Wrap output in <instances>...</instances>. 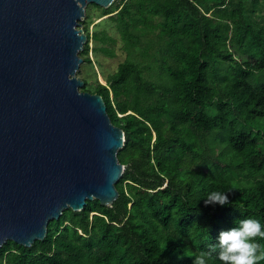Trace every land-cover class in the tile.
I'll use <instances>...</instances> for the list:
<instances>
[{
    "label": "trees",
    "instance_id": "16d2710c",
    "mask_svg": "<svg viewBox=\"0 0 264 264\" xmlns=\"http://www.w3.org/2000/svg\"><path fill=\"white\" fill-rule=\"evenodd\" d=\"M93 6L127 53L94 91L125 133L119 197L66 210L31 247L7 242L0 264H193L236 219L264 222V0ZM81 28L86 63L91 42L116 57L107 29ZM213 190L229 205H205ZM210 264L224 262L214 252Z\"/></svg>",
    "mask_w": 264,
    "mask_h": 264
},
{
    "label": "water",
    "instance_id": "95a60500",
    "mask_svg": "<svg viewBox=\"0 0 264 264\" xmlns=\"http://www.w3.org/2000/svg\"><path fill=\"white\" fill-rule=\"evenodd\" d=\"M114 1L0 0V249L31 247L66 210L119 197L125 133L77 77L85 8Z\"/></svg>",
    "mask_w": 264,
    "mask_h": 264
},
{
    "label": "clouds",
    "instance_id": "9594fccd",
    "mask_svg": "<svg viewBox=\"0 0 264 264\" xmlns=\"http://www.w3.org/2000/svg\"><path fill=\"white\" fill-rule=\"evenodd\" d=\"M229 202L228 192L220 190L211 191L204 200L205 205L225 206ZM257 237L264 238V222L252 216L236 219L234 226L219 232L218 243L212 244L210 251L202 250L195 256L193 264H210L214 252L224 264H259L264 260V247Z\"/></svg>",
    "mask_w": 264,
    "mask_h": 264
},
{
    "label": "rangeland",
    "instance_id": "374dc122",
    "mask_svg": "<svg viewBox=\"0 0 264 264\" xmlns=\"http://www.w3.org/2000/svg\"><path fill=\"white\" fill-rule=\"evenodd\" d=\"M119 1L120 0H115L108 7L101 8H115ZM93 5L94 4H88L86 6L85 17L82 20L85 21L86 25H88L90 33H93L96 30L107 29L116 39H118V44L116 47V57L111 58L105 56L99 51H92V49L99 47V45H96L94 42L90 43L91 51L89 56L92 60V64L86 63L85 58L82 57L84 63L80 70L77 72V77L87 83V92L95 94L94 91L97 85L99 83L101 84L102 82L101 78L104 80L103 83L106 84L105 77L117 71L119 65L125 61L127 53L122 49V42L120 40L119 33L116 31V29L113 27L112 23L109 20V17L111 15L101 17V10L99 8L94 7Z\"/></svg>",
    "mask_w": 264,
    "mask_h": 264
},
{
    "label": "bare ground",
    "instance_id": "6f19581e",
    "mask_svg": "<svg viewBox=\"0 0 264 264\" xmlns=\"http://www.w3.org/2000/svg\"><path fill=\"white\" fill-rule=\"evenodd\" d=\"M101 81L103 82L104 80L101 78Z\"/></svg>",
    "mask_w": 264,
    "mask_h": 264
}]
</instances>
